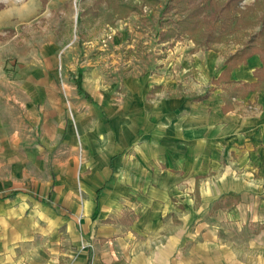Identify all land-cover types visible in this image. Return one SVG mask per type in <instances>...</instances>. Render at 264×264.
Masks as SVG:
<instances>
[{"label": "crops", "instance_id": "obj_1", "mask_svg": "<svg viewBox=\"0 0 264 264\" xmlns=\"http://www.w3.org/2000/svg\"><path fill=\"white\" fill-rule=\"evenodd\" d=\"M260 65L255 54L230 79L256 83ZM29 76L21 91L50 107L35 120L42 142H79L88 170L57 163L45 196L20 202L26 215L35 209L0 236L10 264L17 247L28 264H264V81L224 110L226 85L196 100L203 94L157 95L162 85L135 76L123 103L101 95L106 116L91 109L71 123L63 85L59 96L44 69Z\"/></svg>", "mask_w": 264, "mask_h": 264}, {"label": "rangeland", "instance_id": "obj_2", "mask_svg": "<svg viewBox=\"0 0 264 264\" xmlns=\"http://www.w3.org/2000/svg\"><path fill=\"white\" fill-rule=\"evenodd\" d=\"M178 2L159 0L120 18L111 13L105 0H0V236L20 228L24 217L34 211L30 206L24 214L20 202L45 196L48 182L58 172L57 163L73 165L75 176L88 170L85 149L79 142H64L61 137L42 142L44 130L35 120L50 107L30 102L31 97L21 91L24 83L33 81L29 74L34 69L48 73L59 96L63 85L68 101L62 105L71 123L72 115L77 118L91 109L102 110L106 116L108 102L101 95L110 93V102L123 103L127 79L135 76L149 86L162 85L157 95H204L216 85L209 80L211 72L256 34L264 14V4L256 5L243 15V21L251 24L234 19L232 31L209 45H199L188 35L161 42L163 31L176 28ZM198 2L204 4L202 17L210 18L213 10L208 0L188 3ZM252 5L254 0H242L239 6ZM209 26L215 33L222 28L220 19ZM212 57L215 65H209ZM79 78L92 96L91 102L76 89ZM247 109L241 112L251 115ZM9 193L16 195L6 199ZM40 215L47 221L46 215ZM12 250V264H28L26 250ZM5 255L0 254L4 261L0 264H10Z\"/></svg>", "mask_w": 264, "mask_h": 264}, {"label": "trees", "instance_id": "obj_3", "mask_svg": "<svg viewBox=\"0 0 264 264\" xmlns=\"http://www.w3.org/2000/svg\"><path fill=\"white\" fill-rule=\"evenodd\" d=\"M187 1L189 2V0H179L178 12L180 13V18L176 22V28L169 27L163 31L160 34L161 42H166L170 38H180L182 35H188L193 42L203 46L209 45L211 42L220 41L232 31V23L234 19L242 21L245 24H251L248 21H243V15L248 13L250 10H253L256 5L260 7V5L264 4V0H254L255 5L247 6L242 9L239 6L242 0H226L224 3L215 2V0H208V3L212 6L213 13L210 18L206 19L202 17L204 4L198 2L189 5ZM105 2L111 8V13L121 18L130 15L131 12H140L143 5H156L159 0H105ZM237 16L239 18H236ZM215 19H220L222 26L218 33H215L209 26V24H211V22ZM235 25L237 24L235 23ZM260 25V29L256 32V34L250 36L248 41L239 51L234 52L227 58L220 75L212 80L214 84L226 85L227 97L224 98V110H227L228 106H232V98L245 97L249 91L253 90L257 86L258 82L264 81V14H262L260 18ZM255 54H259L261 58V65L257 67L253 74L256 79V83L231 80V71L234 68L246 63L247 59ZM75 86L79 93H82L86 98L91 99L90 94L82 88L80 78L75 81ZM155 89H158V87H154L153 90ZM207 95L208 94L198 96L196 100L204 99ZM8 196L10 197L12 194H9ZM220 206L224 205L217 203L215 207Z\"/></svg>", "mask_w": 264, "mask_h": 264}, {"label": "built area", "instance_id": "obj_4", "mask_svg": "<svg viewBox=\"0 0 264 264\" xmlns=\"http://www.w3.org/2000/svg\"><path fill=\"white\" fill-rule=\"evenodd\" d=\"M249 108H253V106L250 105ZM80 153H81V152H80ZM79 159L81 160V154H80V156H79Z\"/></svg>", "mask_w": 264, "mask_h": 264}]
</instances>
